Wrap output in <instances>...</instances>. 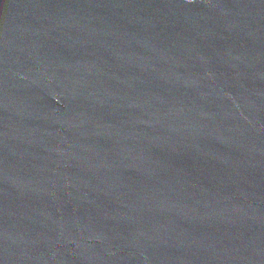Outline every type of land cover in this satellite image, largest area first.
<instances>
[{
  "label": "water",
  "instance_id": "water-1",
  "mask_svg": "<svg viewBox=\"0 0 264 264\" xmlns=\"http://www.w3.org/2000/svg\"><path fill=\"white\" fill-rule=\"evenodd\" d=\"M0 264H264V0H0Z\"/></svg>",
  "mask_w": 264,
  "mask_h": 264
}]
</instances>
